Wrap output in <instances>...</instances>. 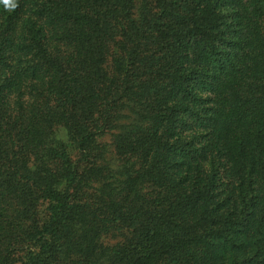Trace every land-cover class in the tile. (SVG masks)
Listing matches in <instances>:
<instances>
[{
  "label": "trees",
  "instance_id": "16d2710c",
  "mask_svg": "<svg viewBox=\"0 0 264 264\" xmlns=\"http://www.w3.org/2000/svg\"><path fill=\"white\" fill-rule=\"evenodd\" d=\"M0 264H264V0H0Z\"/></svg>",
  "mask_w": 264,
  "mask_h": 264
}]
</instances>
